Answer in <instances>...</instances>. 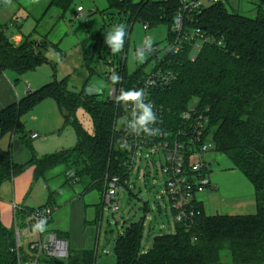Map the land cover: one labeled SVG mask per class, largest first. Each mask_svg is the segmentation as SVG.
I'll list each match as a JSON object with an SVG mask.
<instances>
[{
    "label": "trees",
    "instance_id": "1",
    "mask_svg": "<svg viewBox=\"0 0 264 264\" xmlns=\"http://www.w3.org/2000/svg\"><path fill=\"white\" fill-rule=\"evenodd\" d=\"M106 1L109 8L126 18L127 30L136 21L150 26L170 24V14L161 18L162 5ZM255 1L254 18L229 12L223 2L206 8L201 27L220 44L203 46L194 61L187 55L175 57L172 68L176 80L155 96L156 102L173 117L192 100L199 108L208 110L214 152L225 156L251 184L255 213L206 216L199 206L200 214L192 224H175L173 234L156 236L144 253L140 252L143 224L132 223L114 239L115 264H264V0ZM72 2L50 0L45 12L51 8L65 12ZM16 20L14 24L18 26ZM8 28L7 24H0V74L13 71L21 75L33 70L43 61L41 50L49 44L24 38L15 46L9 41ZM89 38L101 41L100 33ZM90 51L93 53V49ZM88 64L89 59L85 58L87 68ZM45 99H52L64 124L74 128L76 144L43 157L32 153L24 165L13 163L10 151L0 148V184L29 168H33V180L47 182V173L62 165L75 175V183L67 180L68 184L73 186L85 180L88 190L102 194L109 177L124 176L122 157L113 143L115 108L111 102H98L87 97L84 90L72 93L66 88V80L43 85L0 111V140L5 136H19L23 140L21 117ZM80 105L92 114L91 136L73 119ZM48 196L50 202L53 192L49 191ZM57 236L66 238L59 233ZM13 247L12 229L0 224V264H16V256L10 252ZM224 251L230 263L222 261L220 254ZM43 264H95V251L68 249L65 260H45Z\"/></svg>",
    "mask_w": 264,
    "mask_h": 264
},
{
    "label": "rangeland",
    "instance_id": "2",
    "mask_svg": "<svg viewBox=\"0 0 264 264\" xmlns=\"http://www.w3.org/2000/svg\"><path fill=\"white\" fill-rule=\"evenodd\" d=\"M50 0H39L33 3L32 0H12L11 4H5L0 0V22L9 26L7 33L19 32L26 39L33 41H46L50 45L41 50L40 58L43 61L33 70L26 73L34 89L43 85L66 80L68 91L80 94L86 90L96 101H105L108 97L110 87L105 81L106 61H110L113 56L110 48L105 43L106 34L113 30L115 25H126V18L122 14H117L114 8H109L106 0H73L70 7L61 12L56 8H51L45 12ZM225 8L234 14L247 18H254L257 11L255 0H223ZM81 7L83 17L76 18V9ZM15 18L20 20L15 27ZM13 25V26H12ZM167 25H152L147 31L142 30V23L136 21L132 23L131 31L128 35L127 46L125 47L126 71L132 75L138 69L147 71L152 66V59L146 53L145 59L141 62L136 59V49L142 46L146 36L151 38L152 44H158L163 48L166 43ZM100 33L101 41L98 38L90 39L91 35ZM108 50H107V48ZM58 50L55 51L54 50ZM93 49L92 51H90ZM110 50V51H109ZM87 51H90L87 53ZM166 51L160 53V56ZM92 54V57L89 56ZM85 58L89 59V69L85 65ZM51 106H55L52 100H48ZM46 104V103H45ZM195 104L192 100L189 106ZM43 111V110H42ZM48 113V114H47ZM39 124L43 128H48L51 118L48 110L42 112ZM73 119L81 130L87 135L94 134V123L91 112L80 105L75 109ZM58 129L53 133L38 132V154L34 146H30L32 153L41 157L53 154L60 150L72 148L76 144L75 130L71 125H65L61 115L58 116ZM23 125V142L28 140V135L33 129V122L28 119V115L21 118ZM46 138V141H42ZM21 140L18 136H5L0 140V148L23 155L27 147L24 145L22 151L16 146V141ZM19 140V141H20ZM38 156V157H40ZM209 163L213 161L208 179L216 187V190L207 191L198 199L203 203L204 214L214 215H253L255 213L254 190L245 177L236 169H233L230 161L223 155L210 152L205 156ZM139 164H136L128 189L120 190L117 199L119 210L111 212L103 207L101 230L97 241L98 261L96 264H111V246L108 237H115L132 223L141 222L143 224L142 237L140 240V252H146L152 245L153 239L162 234H173L175 224L172 221L171 210L164 197V178L161 173L155 172L150 166L148 174L140 169L136 173ZM67 170L65 166H58L49 171L46 176V184L49 191H52L57 183L62 181V176ZM9 181L2 183L1 190L8 188ZM85 180L80 181L72 187L82 188L86 186ZM156 186V188H155ZM67 189L68 186H64ZM26 202L36 203L46 202V186L41 180L34 181L26 194ZM17 205V204H16ZM146 209V210H145ZM24 250L25 242L23 240ZM107 255V256H105ZM223 262L230 263L227 252H221ZM62 261L65 258L61 259Z\"/></svg>",
    "mask_w": 264,
    "mask_h": 264
},
{
    "label": "built area",
    "instance_id": "3",
    "mask_svg": "<svg viewBox=\"0 0 264 264\" xmlns=\"http://www.w3.org/2000/svg\"><path fill=\"white\" fill-rule=\"evenodd\" d=\"M118 1L162 5L164 9L161 18L170 14V24L167 25L166 30L164 41L166 45L160 48L158 44L153 43L154 50L148 52L151 55L152 66L147 71L140 68L132 75H128L125 57L127 41L120 54L106 61L104 78L110 87L106 100L115 108L112 127L113 143L115 150L121 154L124 176H113L106 180L105 189L101 194L102 204L112 213L117 212L119 210L117 196L120 190L129 188L136 164H139L136 173L142 169L148 174V168L152 166L155 172L161 173L164 178L162 183L164 197L171 210L173 222L187 227L200 214L199 206H202V202L198 196L207 191L216 190L208 179L211 169L208 168V162L205 159L208 153L214 152L212 136L208 130V110L199 108L195 103L192 106L187 105L173 117L168 109L156 102L155 96L168 89L176 80L177 74L172 68L175 57L187 55L190 61H194L203 46L220 44L204 31L200 19L206 8L223 0ZM81 17H83V10L78 7L76 18ZM150 27L148 23H142L143 31H147ZM130 31L131 27L127 30L125 39H128ZM165 49L164 54L160 56ZM113 73L119 74L122 81L113 84L109 79ZM121 88L143 90L144 102L153 104V111L157 118L156 123L150 127L160 129L159 134L148 135L140 128L133 130L130 127L129 121L134 119L131 116L132 104L116 101ZM36 137V134L31 136L32 139ZM205 145L208 147L205 148ZM65 176L68 182L75 183V175L72 172H67ZM11 208L14 247L10 252L16 256V264H43L45 260L67 258L66 242L48 229L54 208L43 206L32 210H21L15 203H11ZM41 221L44 222L42 231L36 227Z\"/></svg>",
    "mask_w": 264,
    "mask_h": 264
},
{
    "label": "crops",
    "instance_id": "4",
    "mask_svg": "<svg viewBox=\"0 0 264 264\" xmlns=\"http://www.w3.org/2000/svg\"><path fill=\"white\" fill-rule=\"evenodd\" d=\"M0 24L2 23L0 22ZM15 27L18 28V26ZM7 35L9 37V41L15 46L20 45L25 38L19 32H9ZM35 90L36 89L32 87V83L28 79V76H26V73L20 75L13 71H5L4 73L0 74V111L12 104L17 103V101L27 95L28 92ZM48 100L52 99H45L41 101L33 111L26 114L28 115V119H31L33 122V129H31V132L27 138L28 140H26L25 143L22 141V139H19L20 141L17 140L15 143L20 151H22L24 145L27 147L28 151L26 150V152H24V154L19 157L16 152L13 153L12 151L11 159L13 163L17 165L26 164L32 154V149L30 146H34L38 154H41L39 153L40 151H38L39 149H37V141L40 137L38 132L53 133L58 129V116L60 113L55 102L52 100L55 105L53 107L48 103ZM42 110H48L49 112L51 121L48 128H43L39 124V119L42 118V116L40 117L43 112ZM33 134H36L37 137L32 139L31 136ZM42 141H46V138H44ZM67 172L68 171L64 172L62 181L57 183L56 187L51 191L53 192V196L50 202L48 196L49 188L44 180L39 179L43 181L46 186L47 199L45 203L40 201L39 203H36L35 206H32V203H29L28 205L26 202V194L28 190L32 186V183L37 181L33 180V168L24 170L18 175L12 177L10 180H4L3 182L9 181L10 183L8 188L4 187L2 190L1 187L3 182L0 184V224L6 229L11 228L13 219L11 203L17 204L21 210H32L50 203L49 206L54 208V212L48 229L56 234L59 233L65 235L66 238L61 239L66 242L67 249L69 250H94L96 264L99 257L97 253V241L101 230L102 212L104 207L102 204L101 194L96 190H88L87 185L80 189H75L67 183L65 176ZM64 186H68V188L64 189ZM115 237L107 238L111 246V264H115V258L113 255V242Z\"/></svg>",
    "mask_w": 264,
    "mask_h": 264
},
{
    "label": "clouds",
    "instance_id": "5",
    "mask_svg": "<svg viewBox=\"0 0 264 264\" xmlns=\"http://www.w3.org/2000/svg\"><path fill=\"white\" fill-rule=\"evenodd\" d=\"M12 0H4L5 4H11ZM33 3H38L39 0H32ZM127 36L126 26L123 24L115 25L112 31H109L105 37V43L110 48L112 54H120L123 51L125 45V37ZM151 38H145L141 47L136 49V59L138 61H143L145 59L146 53L153 51ZM109 79L113 84L122 81V77L119 74L113 73ZM117 103H131L132 113L131 116L134 117L133 120L129 121L130 127L135 130L140 128L143 133L148 135H157L160 133V129L150 127V125L156 123L157 118L153 111V104L151 102H144V92L143 90H125L120 89L119 95L116 97ZM126 147V145H123ZM205 148L208 146L205 145ZM44 222L41 221L36 225L37 229L43 230Z\"/></svg>",
    "mask_w": 264,
    "mask_h": 264
},
{
    "label": "water",
    "instance_id": "6",
    "mask_svg": "<svg viewBox=\"0 0 264 264\" xmlns=\"http://www.w3.org/2000/svg\"><path fill=\"white\" fill-rule=\"evenodd\" d=\"M89 57L91 58V57H92V54H91ZM84 93H85V95H86L87 97H95V95H90L88 92H86V90L84 91ZM212 164H213V161L209 162V163H208V168L211 169Z\"/></svg>",
    "mask_w": 264,
    "mask_h": 264
}]
</instances>
